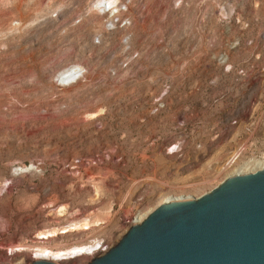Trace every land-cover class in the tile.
<instances>
[{
  "label": "rangeland",
  "instance_id": "rangeland-1",
  "mask_svg": "<svg viewBox=\"0 0 264 264\" xmlns=\"http://www.w3.org/2000/svg\"><path fill=\"white\" fill-rule=\"evenodd\" d=\"M89 1L0 0V186L9 183L0 187V263L28 264L29 253L6 250L94 216L99 226L49 245L98 238L111 248L162 196L207 193L264 153L259 63L244 60L247 49L235 56V66L255 72L240 79L212 70L209 59L261 35L264 0H119L128 2L130 25L115 33L89 18ZM76 63L86 78L53 89V75ZM173 78L152 115L151 100ZM242 82L255 88L237 117ZM175 143L181 151L169 153ZM30 164L36 177L12 175ZM60 205L65 213L54 218Z\"/></svg>",
  "mask_w": 264,
  "mask_h": 264
},
{
  "label": "water",
  "instance_id": "water-1",
  "mask_svg": "<svg viewBox=\"0 0 264 264\" xmlns=\"http://www.w3.org/2000/svg\"><path fill=\"white\" fill-rule=\"evenodd\" d=\"M86 264H264V167L158 206Z\"/></svg>",
  "mask_w": 264,
  "mask_h": 264
},
{
  "label": "built area",
  "instance_id": "built-area-1",
  "mask_svg": "<svg viewBox=\"0 0 264 264\" xmlns=\"http://www.w3.org/2000/svg\"><path fill=\"white\" fill-rule=\"evenodd\" d=\"M91 1L92 0H90L87 4V8H86L87 15L89 16V18H95L96 20H98L99 25L103 26L106 32L115 33L130 25V15L128 12V8L126 6L128 2H124V1L122 2V1L116 0L112 3L100 2L99 4L98 3L93 4L91 3ZM121 40L125 42L129 39L126 36V34H124L123 36H121ZM95 41H98V40L95 39ZM245 41H246L245 48L242 50L240 49V47H233V52H228L226 54H214V55L211 54L209 58L211 60L210 68L213 70V67H214L216 70L218 69L224 75L236 73V75L240 77V79L252 78V75L255 72L254 71L248 72L245 62L243 63L244 65L235 66V63H236L235 56H237L238 54H242V52L247 49V52L245 53L246 55L245 54L243 55L245 56L244 60L248 59L250 62H255L257 64L259 63L257 65V68H258L257 74L259 75L260 78L264 77V31L261 33L260 36H258V38L248 37L246 38ZM195 58L201 59L199 58V56H196ZM76 64H78L81 68L76 70L75 74H72L70 76H67L68 75L67 74V75H64L63 77L58 78L56 76L58 72L60 71L59 70L53 75V78L51 81V86L53 89L57 91L68 90L70 88L78 86L86 78L87 70L81 64L79 63H76ZM184 70L187 71V68H184ZM183 76H184L183 78L187 77L186 74H183ZM175 79L176 78L170 79L168 81V84L164 86L163 89L160 90V95L157 94L151 100L152 115L158 114L164 108V103L162 99H167V96L169 94L171 95L170 91L176 85L174 83ZM216 81H217V77L213 80V84H216ZM242 84L245 86V90L242 93V96L240 97L239 103L237 104V107L239 106L238 109L236 110L237 117L239 116V114L241 115L243 113L242 107L250 106L249 98L251 94H253V90L255 88V86L250 85L248 82H242ZM256 107L257 108L264 107V101L261 104L257 105ZM252 116L253 115H250L249 118H252ZM261 116H263L262 118H264V110L261 113ZM231 118L235 121V116H232ZM169 149H170L169 153H178L181 151L179 143L172 144L171 146H169ZM37 166L38 165H35V166L33 165V169L30 172L26 173L25 175H21V173L18 171L16 172L12 171V175L13 176H23V177L28 175V176L36 177L38 173ZM257 166L258 164H256L255 161L248 160V162L245 165L243 164V166L241 167L245 169L248 168V169L253 170ZM8 185L9 183L2 184L0 186L1 190L5 189ZM131 221L132 220L127 222L128 228L132 225H138V224L129 225ZM109 249H110L109 247L106 248V246H103L101 248V253H105ZM8 250H6L7 255H9ZM31 262L32 261H29L28 264H30Z\"/></svg>",
  "mask_w": 264,
  "mask_h": 264
},
{
  "label": "bare ground",
  "instance_id": "bare-ground-1",
  "mask_svg": "<svg viewBox=\"0 0 264 264\" xmlns=\"http://www.w3.org/2000/svg\"><path fill=\"white\" fill-rule=\"evenodd\" d=\"M114 1L116 0H92L91 3L93 4H97V3L99 4L100 2L112 3ZM31 20H34V19H31ZM77 69L78 67L74 64L64 67L63 69H60L56 77L60 78L67 74H68L67 76H70L72 74H75ZM263 127H264V122H263ZM255 162L256 164H258V166L254 168L253 170L248 169V168L245 169L240 166L239 168L231 169V171L227 173L225 177L222 178V180H220L212 189H214L216 186H218L220 183H222L225 179L229 177L236 176V175H243L247 173H254L258 170H261L264 167V153H261L260 156L255 159ZM15 169H19L21 175H25L26 173L30 172L33 169V164H30L29 167L28 165H22L18 167L16 166L15 168L13 167L11 168L13 172H16ZM92 184L94 183L92 182ZM93 187H94L95 193L97 194L98 189H97L96 184L93 185ZM204 194L206 193H201L200 195H196V196H190V195H185V194H166L161 197L158 203H156L155 205L151 207H146L145 209L140 211L138 214H136L134 216V219H132V221L129 223V225L141 223L151 212H153L160 205L176 203V202H184L188 200H196L200 198L201 196H203ZM90 201H93V200L90 199ZM50 206L52 205H49V207ZM65 207L66 206L60 205V206L55 207L54 209L51 208L52 215L54 216V218L56 216L63 217V214L65 213V209H66ZM109 209L110 207L108 205H104L103 207L100 208V210L102 211L101 214L108 213ZM89 218L88 219L83 218L77 221L75 220L71 222H66L63 225H59L58 227H53V228L46 227L47 229H44L42 231H38L35 233V236L33 238L36 241L35 242L31 241V244H32L31 246L26 245L27 247H22L18 245L13 248H10L8 250V253L9 255H12L15 253L25 252V253H29L28 255L29 260L27 259L28 261H48V262H53L55 264H65V263H70L72 261L80 260L82 262V260L83 261L89 260L90 258L95 257L101 253V248L104 246L103 240H99L98 238H93L85 242L76 243V244L67 245V246L65 245V246L52 247L49 245L50 242H54L58 238H63V237L72 236L75 234L84 233L86 231L91 230V228L97 227L101 224L99 222L100 217L94 216L93 219L91 218L89 219ZM127 229L128 227L125 228V232L127 231ZM15 264H20V261Z\"/></svg>",
  "mask_w": 264,
  "mask_h": 264
}]
</instances>
